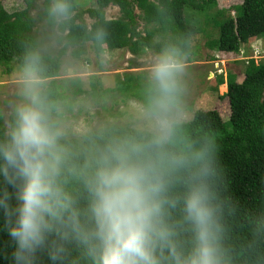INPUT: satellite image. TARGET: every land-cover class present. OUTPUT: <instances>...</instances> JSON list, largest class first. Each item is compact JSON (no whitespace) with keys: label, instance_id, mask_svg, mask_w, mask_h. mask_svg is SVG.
<instances>
[{"label":"trees","instance_id":"obj_1","mask_svg":"<svg viewBox=\"0 0 264 264\" xmlns=\"http://www.w3.org/2000/svg\"><path fill=\"white\" fill-rule=\"evenodd\" d=\"M22 1L24 9L8 12L0 0V64L15 63L21 68L29 54L38 57V75L43 85L40 94L50 117L64 99L56 79L61 73V57L68 48H78L73 51L74 57L82 54L85 44L91 45L95 54L128 50L137 56L150 50L156 55L166 51L188 55L196 26L186 13L203 10L207 20L217 21L218 37L207 42L211 51L246 57L245 52L240 53L242 47L264 36V0H242L229 10L212 12L213 15L207 13L215 6V0H95V8L83 11H77L76 0H65L69 16L61 19L50 13L53 0H43L38 18L29 15L37 0ZM110 5L119 8L120 17L105 18V8ZM136 9L141 15L135 14ZM85 14L93 20L90 26L83 19ZM41 16L47 26H57L61 34L58 40L63 47L55 56L42 52L33 35ZM139 19L153 27L139 32ZM156 35L161 38L157 42ZM253 54L246 60L241 82L232 73L217 77V85L226 86L221 95L228 100L226 120L216 110H197L191 120L173 124L162 147L148 149L153 158L163 159L160 219L171 233L177 252L187 254L193 246L194 226L187 219L184 199L194 185L203 184L214 210L221 264H264V60L255 61ZM15 115L16 112L8 119L9 131ZM6 132L0 114V145L9 139ZM153 138L141 130L110 124L82 135L68 149L58 180L72 201L71 209L84 233L94 227L87 181L101 152L114 141L147 145ZM15 184L12 187L0 171V199L5 191L12 197L8 211L0 205V264H93L90 245L60 224L54 226L58 231L46 234L34 252L23 259L16 258L17 241L9 232L16 224V194L21 181L17 178ZM70 214H65V220ZM157 256L161 264H174L165 246L157 248Z\"/></svg>","mask_w":264,"mask_h":264},{"label":"clouds","instance_id":"obj_2","mask_svg":"<svg viewBox=\"0 0 264 264\" xmlns=\"http://www.w3.org/2000/svg\"><path fill=\"white\" fill-rule=\"evenodd\" d=\"M50 13L57 19L69 16L65 0H53ZM38 57L29 54L21 66V83L27 102L16 108L15 121L8 141L0 145L3 172L7 182L16 187L21 181L15 209L17 219L10 236L18 245L17 259L42 244L46 234L57 224L70 228L90 245L93 264H161L157 248H168L174 264H221L216 243L214 210L206 185H194L184 199L187 219L194 226L195 239L187 254L177 252L171 233L161 224L164 190L162 157L148 154L160 148L171 132L177 103L178 74L181 63L173 52H165L152 66L151 114L158 131L145 145L129 141L109 143L96 161L87 184L91 194L90 212L94 227L84 233L72 201L61 187L63 150L60 129L50 120L40 94ZM12 197L7 191L0 199L6 211ZM71 213L65 220V214ZM9 214H11L9 212ZM67 235V233H65ZM53 255L52 259H55Z\"/></svg>","mask_w":264,"mask_h":264},{"label":"rangeland","instance_id":"obj_3","mask_svg":"<svg viewBox=\"0 0 264 264\" xmlns=\"http://www.w3.org/2000/svg\"><path fill=\"white\" fill-rule=\"evenodd\" d=\"M1 2L8 12L25 8L22 0ZM42 2L43 0L35 2V8L29 12L30 16L38 18L43 10ZM241 2L242 0H215V6L207 14L213 15L212 12L216 10H229ZM76 5L77 11L96 7L95 0H76ZM135 14L141 15L137 9ZM230 14L233 15L232 12ZM120 15L116 6L105 8L106 19H116ZM186 16L196 26V30L189 42L188 55L173 52L181 63L174 123L191 120L197 110H216L226 120L229 116L228 100L221 96L226 92V86L217 85L216 80L220 74L215 64V56L218 55L225 61L221 75L235 74L236 80L241 82L246 60L253 54V48H257L253 59L257 62L264 60V36L250 40L240 51L247 56L238 55L236 58L232 54L209 50L207 42L218 37V28L216 20H207L205 10L187 11ZM83 19L88 26L93 22L87 14ZM152 27L153 25L147 26L143 20H138L139 32ZM33 35L44 53L55 56L63 47V43L58 40L61 34L57 26H47L43 16L37 19ZM160 39L159 35L154 37L155 42ZM77 49L68 48L61 57V73L56 82L64 99L58 103L56 112L50 117L62 132L59 140L62 155L67 156L68 149L82 135L110 124L141 130L154 137L158 135L155 118L150 110L153 88L151 69L165 52L156 55L150 50H143L134 56L128 50H114L95 54L92 46L85 44L82 46V54L74 57L73 51ZM256 53L260 56H256ZM20 70L15 63L0 64V114L7 130L6 135L9 134V117L16 112L18 105L27 102ZM42 90L41 83L40 91Z\"/></svg>","mask_w":264,"mask_h":264},{"label":"built area","instance_id":"obj_4","mask_svg":"<svg viewBox=\"0 0 264 264\" xmlns=\"http://www.w3.org/2000/svg\"><path fill=\"white\" fill-rule=\"evenodd\" d=\"M256 56H257V54H256ZM215 64H216V67H217V70H218V74H221L222 73V65L224 64V62H223V60L218 56V55H216L215 56Z\"/></svg>","mask_w":264,"mask_h":264}]
</instances>
